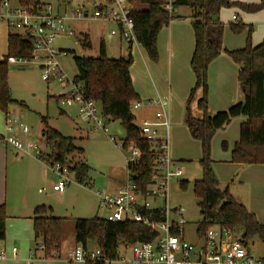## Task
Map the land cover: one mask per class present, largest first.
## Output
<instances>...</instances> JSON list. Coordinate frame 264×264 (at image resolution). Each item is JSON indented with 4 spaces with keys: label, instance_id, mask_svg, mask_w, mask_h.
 Here are the masks:
<instances>
[{
    "label": "trees",
    "instance_id": "trees-1",
    "mask_svg": "<svg viewBox=\"0 0 264 264\" xmlns=\"http://www.w3.org/2000/svg\"><path fill=\"white\" fill-rule=\"evenodd\" d=\"M19 5L41 8L40 0H17ZM137 1L141 8L131 12L135 23V34L138 42L147 52L149 58L157 62V40L159 33L172 21L181 18L170 16L162 10V0H130ZM189 8L192 13V26L195 35V48L191 59V69L195 75V86L192 88L186 107V124L193 139L200 141L203 158L200 161L202 178L196 182L194 196L199 200V209L203 211V222L198 224L197 235L204 237L207 231L217 226L235 231L242 228V239L248 244L258 238L264 244V224L260 223L253 213L238 203L228 189L221 190L213 161L210 157L211 142L219 130L231 123L234 118L244 117L246 122L240 126L239 140L232 151V163L238 165H264V39L261 43H252L253 28L241 21L230 24L231 30L239 34L247 30L246 46L242 49L228 51L224 47L225 25L220 15L224 9L235 8L244 14L255 15L264 12V0L256 3L234 2L232 0H176V10ZM22 33H10L8 36V53L0 60V110L9 114L12 105L24 104L12 98L9 85L8 60L33 59V45ZM78 43L84 51L91 52L93 44L88 33H78ZM75 55V52L69 51ZM222 53H226L240 66L239 82L244 99L241 103L230 107L227 111L213 115L209 111L207 74L210 64ZM78 69L76 82L83 85L86 98L100 103L104 115L109 121H119L126 133L123 140L125 151L138 150L141 154L137 162L131 166L134 183L146 192L151 184V176L155 161V148L142 138L133 111L135 105L141 103L137 95L131 74L133 66L132 54L125 58L112 59L102 41L97 57H74ZM202 91L199 98L198 92ZM202 113V119L192 117V108ZM44 137L50 153L43 158L52 164L60 163L75 173L78 181L84 180L87 166L75 163L71 158L75 154L83 155L84 151L75 147L73 139L65 138L57 130L52 129L47 118H42ZM188 182L182 181L180 186L186 189ZM51 207L38 206L34 210V229L44 247L46 259L58 258L64 239L63 221L52 215ZM153 212L144 215L153 217ZM154 218V217H153ZM6 207L0 206V242L6 240ZM156 220L163 221V217ZM75 243L85 250L96 247L105 258L116 261L122 244L133 245L138 241L149 242L158 234L143 224L135 222H108L104 218L78 219L75 221ZM86 264H104L103 262H87Z\"/></svg>",
    "mask_w": 264,
    "mask_h": 264
},
{
    "label": "rangeland",
    "instance_id": "rangeland-1",
    "mask_svg": "<svg viewBox=\"0 0 264 264\" xmlns=\"http://www.w3.org/2000/svg\"><path fill=\"white\" fill-rule=\"evenodd\" d=\"M41 1L54 2V0ZM92 1L93 0H87L86 3L90 5ZM14 3H16V0H14ZM141 6L142 5L138 4L137 1H133V9L141 8ZM235 12L239 14V21H241V23L252 26V43L254 45L261 43L264 39V20L261 15H245L235 8L224 9L221 15L228 17V23L225 25V42L234 49H241L246 46L248 37L247 30L236 34L231 30L229 25V21H232V14ZM77 25L81 31H90L93 49L91 52L84 51L76 38L68 37L67 35L61 36V38L55 42V47L62 53L64 52L63 55L59 57V60L69 79H75L79 73L75 65L74 57H97L102 37L106 40L107 53L110 58L120 59L122 56H125V54L121 53L118 49L113 48V42L108 37L112 25L103 26L99 22L90 24L77 23ZM161 33L162 32H160V34ZM165 40L166 37L163 36V43ZM124 47H126V45H124ZM69 51L75 52V55L69 53ZM164 53L165 51L161 53V55L163 54V61H161L159 65L158 70L160 73L158 76L160 82L166 85V87L170 86L173 93L177 91V87L182 83L180 78L187 81L188 76L185 71L180 73L179 78L174 77L172 80H169V73L171 71L169 70L170 68ZM132 58L134 62L132 69L137 74H146V67L140 55L135 53L132 55ZM176 60L177 58H175V62ZM175 62L173 63L172 76L178 74ZM13 67L14 66H10L8 75L12 98L14 101L24 104V107L18 104H14L10 107L9 114L19 122V124H12L13 126L15 125V130L14 133L10 135L14 136L24 145L34 144L38 146L44 157H46L49 155L50 150L42 136V129H44L42 118H47L48 124L52 129L57 130L65 138L73 139L75 147L84 151L83 155L77 153L72 156L71 164L73 166L75 163L81 162L87 166L84 180L90 182L93 187H83L80 185L75 173L71 171L68 175L72 182L66 187L65 193L61 195L53 189V186L59 181L60 177L49 168L47 163L41 162L36 158L35 154L16 157L11 146L5 147L3 142L0 141V148L3 147L7 150L9 158V166H7L6 170V229L7 231L10 230L15 232L17 231V225H22L24 228L27 226L26 221L15 220L13 218L16 213L10 210L12 205H20L23 202H27L35 207L45 205L47 207H52L55 211L54 214L62 219L67 229L65 241L66 244H69L74 238L73 229L76 220L92 219L96 216L102 218L105 216L104 212L99 207L96 193L98 191L113 192L111 189L115 185H124L126 183L127 162L130 160L131 154L119 149L110 140V137H113L117 144H122L123 140L126 138V133L119 121L108 122V134H105L101 130L94 131V126L84 122L76 109H69L62 106L58 97L65 94L68 89L58 81H45L42 78L41 68L37 62H31L30 65L24 66L29 68L27 70L15 71ZM151 75L154 78L155 74L151 72ZM190 75L195 80L191 70ZM178 80L180 82H178ZM237 81H239V75ZM218 82L219 76H217V74H211L210 71H208V100L211 93H219L216 92V90L219 89ZM199 94H201L200 91L198 92V95ZM188 97L189 95L181 104L182 114L180 119L179 117L176 119L172 118L173 128L170 140L171 153L174 159L178 161L184 175L180 179L176 178L172 183L170 207L182 208L184 210V219L188 222V225L185 227L186 240L193 244H200L201 241L198 239L196 232L198 224L203 222L204 217L198 206L199 200L194 196V187L196 182L200 181L202 178L200 161L203 158V148L200 141L192 138L185 124ZM211 110H213V107L209 104V111L211 112ZM133 113L137 118L135 125L139 127V117L142 113V109L134 110ZM215 113L216 112H214L213 115H215ZM191 114L192 117H202L201 112L195 107L192 108ZM6 117V113L0 110V136L2 137L9 136L7 133ZM244 119V117L234 118L229 125L223 128L224 130L222 129L216 132L211 142L210 157L212 161L222 162L228 157L232 158V151L235 143L239 140L240 125L243 124ZM21 124L26 125L30 129V134L28 136L22 135V132H20ZM212 166L215 171L214 162ZM220 166L222 165H217V169H219ZM220 170V176L216 174L220 188L224 190L229 186L230 190H233L239 199L249 201L248 188L240 184L241 174L236 176V174L231 172L228 168ZM182 181L188 182L186 189L181 188L180 183ZM250 202L251 208L258 211V215L264 223V206H260L259 208L255 200L252 201L250 199ZM256 218L258 220V216ZM235 234L242 238L244 230L242 228L236 229ZM248 252L256 260L264 259V244L258 238H255L248 242ZM120 253L123 258H131L130 250L125 251L124 249H120ZM111 264L123 263L118 259L111 262Z\"/></svg>",
    "mask_w": 264,
    "mask_h": 264
},
{
    "label": "built area",
    "instance_id": "built-area-1",
    "mask_svg": "<svg viewBox=\"0 0 264 264\" xmlns=\"http://www.w3.org/2000/svg\"><path fill=\"white\" fill-rule=\"evenodd\" d=\"M61 5L54 3L43 4L41 8L17 5L13 7L10 0H0V24H5L10 33H22L33 45V59L10 58V66H28L37 62L41 68L42 78L45 81H58L68 91L60 95L61 105L76 109L84 122L92 124L94 131L101 130L109 133V119L104 115L100 103L85 96L83 85L71 80L63 70L59 57L63 53L55 47V42L61 36L76 38L79 33L77 23H101L113 25L109 38L117 39L126 45L128 54L141 47L135 34V23L131 18L134 10L130 0H93L90 5L86 1L80 4H70V0H56ZM176 0H162V10L170 16L175 15ZM63 7L64 9H61ZM237 20L236 17L233 18ZM142 103L135 105L138 110ZM148 106L157 111L152 118L140 120L138 127L143 139L155 148L154 168L151 184L142 192L133 181L131 166L140 158L138 150L128 152L131 154L127 162L126 183L117 192L98 191L96 196L99 207L104 212L102 217L108 222H135L143 224L151 231L158 234L157 238L149 242L138 241L133 245L122 244L120 249L131 251V258H123L119 249V260L123 264H264L256 260L248 252V244L235 234V231L222 227L211 228L204 237H198L200 244H193L186 240L185 227L188 222L184 219L182 208L170 207V193L173 181L183 177L184 172L175 165L171 155V124L169 118V103L157 98ZM19 124L17 119L6 117L7 132L13 133L14 126ZM22 134L29 135L30 129L21 124ZM112 143L123 151L124 144H117L113 137ZM0 141L5 146H11L18 154H35L43 163H47L53 172L60 177L54 190L60 194L65 193L66 187L72 182L69 173L71 170L60 163L52 164L44 161V155L34 144L24 145L13 136L2 137ZM39 150V151H38ZM83 187H93L86 180L78 181ZM144 212H153V217L144 215ZM163 217V221L156 220ZM197 233V232H196ZM39 250L44 252V247L39 245ZM15 256L17 250H13ZM34 253V252H33ZM33 253H31L33 256ZM2 254L1 258H4ZM69 258L72 262H103L111 264L100 249L77 246L70 251Z\"/></svg>",
    "mask_w": 264,
    "mask_h": 264
},
{
    "label": "crops",
    "instance_id": "crops-1",
    "mask_svg": "<svg viewBox=\"0 0 264 264\" xmlns=\"http://www.w3.org/2000/svg\"><path fill=\"white\" fill-rule=\"evenodd\" d=\"M84 1H87V0H70L71 2L70 4L71 5L80 4ZM232 1L242 2V3H247V4L257 2V0H232ZM41 2L42 4L54 3L59 6L61 5L56 0H54V2H51V1H47V2L41 1ZM10 3L13 7L18 5L17 0H16V3H14V0H10ZM60 8L64 9L63 7H60ZM222 13H223V10L221 12V15ZM258 14L261 15L262 19L264 20V12H261ZM175 15L181 19L172 21L168 27L164 28L161 31L162 32L161 34L159 33L160 35L158 36V42H157L158 51H159L158 61L156 63L152 61L149 58L147 52L141 46L138 49H134L132 51V55L135 53L140 55L146 67V74H143V75L137 74L132 69L133 66L131 67L133 86H134V89L137 95L140 97V100L142 101L141 102L142 106L138 109V110L142 109V113L139 117L140 120L144 118H152L155 115V112L157 111V109L148 106V104L151 101L157 98L166 100L169 103V118H170V124H171V135H172V128H173L172 118L176 119L177 117H179L180 119V116L182 114L181 104L186 99V97L190 94L196 82V79L194 80V78H192V76L190 75V70L192 71L191 59H192L194 48H195V35H194L192 19H191L192 13L189 8L182 7L176 10ZM221 15H220L221 23L226 25L228 23V19H227L228 17L221 16ZM234 17L237 18L236 21L239 20V14L235 12L234 14H232V17H231L232 21H229V25L232 22H234V19H233ZM75 27L78 31H81L78 28L79 27L78 25ZM113 28L114 26L112 25L111 30ZM80 33H88L90 35L89 30L81 31ZM9 34L10 32L8 30V27L5 24H0V60H2L8 53ZM163 36L166 37V40L164 43H163ZM109 39L112 40L113 42L112 44L113 48L118 49L121 53L125 54V56H122L123 58L128 56V53L126 51V47H124V44H121L119 40L117 39H111V38ZM174 40H175V44H174ZM102 41L106 45V40L103 37L100 43ZM223 43H224V47L228 51L238 50V49H234L233 47H230L225 42V34H224ZM106 48H107V45H106ZM163 51H165L164 55L167 58V63L170 68L169 70L171 71L169 73V80H172L174 77L179 78L180 73H183L185 71L187 72V76H188L187 81L183 80V78H180L182 80V83L181 85L177 87V91L173 93L170 89V86L166 87V85H163L160 82V79L158 76L160 73V71L158 70L159 65L161 61H163V54L161 55ZM175 58H177L176 62H175ZM174 62H175L178 74L172 76V68H173ZM208 71H210L211 74H217V76H219V82H218L219 89L216 90V92H219V93L213 94L210 92L211 95H209V104L211 105V107H213V110H214V111L211 110L212 114L214 112L219 113V112H224V110L227 111L230 107L237 105L243 101L244 96H243L242 88H241L239 81H237L239 71H240V66L234 63V61L226 53H222L216 60H214L210 64ZM151 72L155 74L154 78L152 77ZM178 82L180 81L178 80ZM200 93L201 94L198 95L199 98L202 95V91H200ZM195 118L202 119V117H195ZM246 120L247 119L245 118L243 123L246 122ZM185 124H186V114H185ZM13 133H8V134L9 136H11L10 134H13ZM2 148H0V206L4 205L6 207V203H5V201L7 202V194H6L7 193V187H6L7 171L6 170H7V166H9V158H8L7 150L5 148L3 149ZM13 151L15 152L16 157L23 155V154H18L15 150ZM172 159L174 160L175 165L181 168L178 161L174 159V156H172ZM213 162H214V169H215L214 172L218 176H220L221 174L220 169H223V168L230 169L231 172H234V174H236V176H239L241 174L240 184L243 187L248 188L249 201H243L239 199L236 193L233 190L232 191L230 190L229 186L226 187V189L229 190L232 197L238 203L245 206L246 209L250 213H253L256 217L258 216V221L264 224L262 219L258 215V211L253 210L250 206L251 204L250 199L252 201L255 200V203H258L259 208L260 206H264V165H251V166L238 165V164L232 163V158H229V157L222 162L215 161V160H213ZM217 165H222V166H220L219 169H217ZM54 186H53V189H54ZM121 186L122 184L115 185L111 189V191H113L112 193L117 192ZM36 207L27 202H23L20 205H17V204L12 205L10 210L13 213H16V215H14L13 218L15 220L17 219L21 221H26L27 226L24 228L22 225L21 226L17 225V231L15 232H12L10 230L7 231L6 229V240L3 242H0V264H84L81 262H72L69 258L70 251L75 249L77 245L75 243V234H74L73 241L70 242L69 244H66L65 234L67 232V229L65 228L64 223H63L64 239L62 242L59 257L50 258V259H46L44 257V252L38 249L41 241L40 239H38V235L36 234L35 229H34L33 213ZM52 210H53L52 215L54 217H57L54 214L55 211L53 208ZM73 232H74V229H73ZM14 249L17 250L16 256L13 252ZM31 253H33V256H31L32 255ZM2 254H5L4 258H1ZM261 260L264 261V259H261Z\"/></svg>",
    "mask_w": 264,
    "mask_h": 264
},
{
    "label": "water",
    "instance_id": "water-1",
    "mask_svg": "<svg viewBox=\"0 0 264 264\" xmlns=\"http://www.w3.org/2000/svg\"><path fill=\"white\" fill-rule=\"evenodd\" d=\"M27 69H29V68L21 67V66H14L13 67V70H15V71L27 70ZM201 214H203V211H201Z\"/></svg>",
    "mask_w": 264,
    "mask_h": 264
}]
</instances>
